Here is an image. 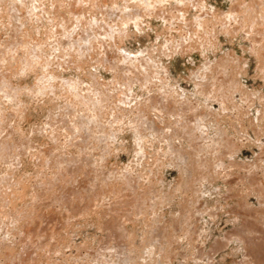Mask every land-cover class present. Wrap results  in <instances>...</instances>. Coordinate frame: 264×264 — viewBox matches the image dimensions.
Wrapping results in <instances>:
<instances>
[{
  "label": "rangeland",
  "instance_id": "1",
  "mask_svg": "<svg viewBox=\"0 0 264 264\" xmlns=\"http://www.w3.org/2000/svg\"><path fill=\"white\" fill-rule=\"evenodd\" d=\"M57 1L0 4V264H257L258 16L240 0H158L137 20L138 0ZM221 75L238 83L226 105Z\"/></svg>",
  "mask_w": 264,
  "mask_h": 264
},
{
  "label": "bare ground",
  "instance_id": "2",
  "mask_svg": "<svg viewBox=\"0 0 264 264\" xmlns=\"http://www.w3.org/2000/svg\"><path fill=\"white\" fill-rule=\"evenodd\" d=\"M2 1H4V0H2ZM2 1H0V4H2L3 2ZM50 1V0H49ZM57 1V0H56ZM63 1V0H62ZM61 1V2H62ZM160 1H165V0H159V2ZM178 1V0H177ZM2 2V3H1ZM9 3H8V5L10 6V3H11V8H10V10L9 11H13L15 8H16V2L14 3H12L11 1H8ZM46 2V1H45ZM58 2V1H57ZM60 2V1H59ZM64 2V1H63ZM77 2V1H76ZM136 2V1H135ZM156 2H158V0H138V2H136V4L134 5L133 4V7L132 8H134L133 10H132V8L130 9V11H132V13L131 14H129V18L130 19H136V18H138L139 19V17L140 16H143L145 13H144V11H142L143 9H145V8H149L150 10L152 9V8H155V6L153 5V4H155ZM197 2H198V4L200 5V4H202L203 2H205V1H203V0H197ZM6 4H7V1L5 2ZM81 4H82V1L80 2ZM153 3V4H152ZM261 3H262V0H240L239 1V9H245L246 10V12H248L247 13V15H249V16H251V18H253L252 19V26L256 23L255 21H254V19L256 18V16H258L257 18L258 19H260L261 20V22H262V26L260 27L261 29H262V27H263V29H264V12H262L261 10H262V6H261ZM4 4V3H3ZM59 4V3H58ZM75 4V3H74ZM5 5V4H4ZM60 5V4H59ZM65 5V4H64ZM77 5V4H76ZM9 6L8 7H6V9H8L9 8ZM154 6V7H153ZM5 7V6H4ZM63 7V6H62ZM203 7V6H202ZM242 7V8H241ZM244 7V8H243ZM125 8V7H124ZM128 8V7H127ZM30 9V8H29ZM66 9H68V8H66ZM75 9V8H74ZM64 10V9H63ZM70 10V9H69ZM147 10V9H146ZM16 11H17V9H16ZM134 11V12H133ZM7 12V11H6ZM78 12V11H77ZM125 12H126V10H125ZM124 12V13H125ZM144 14H143V13ZM152 12V11H151ZM13 13V12H12ZM73 13V12H72ZM123 13V14H124ZM127 13V12H126ZM130 13V12H129ZM143 14V15H142ZM33 15V14H32ZM71 15V14H70ZM80 15V14H79ZM147 15V14H146ZM18 16V15H17ZM41 16V15H40ZM123 16V15H122ZM125 16V15H124ZM148 16V15H147ZM70 17V16H69ZM68 17V18H69ZM141 18V17H140ZM58 19V18H57ZM62 20H63V18H61ZM69 19H71V18H69ZM228 19H238V20H235V21H240V15H239V13H238V11L237 10H232L231 12H230V14H229V17H228ZM94 20V19H93ZM137 20V19H136ZM17 21V20H16ZM58 21V20H57ZM122 22V21H121ZM76 23H78V22H76ZM125 23V22H124ZM199 23H200V26H202L204 23L203 22H201L200 20H199ZM123 24V23H122ZM257 24V23H256ZM86 25V24H85ZM258 25H261L260 23L258 24ZM58 26V25H57ZM96 26V25H95ZM102 26H103V24H102ZM97 27V26H96ZM116 27V26H115ZM120 27V26H119ZM253 28L255 29V27L253 26ZM58 29V28H57ZM112 29H113V27H112ZM122 29V28H121ZM254 29H252V31H251V33H253L254 32ZM91 30V29H90ZM115 30V29H114ZM232 30L234 31V32H237L238 31V29L237 28H229L228 26H226L225 28H224V32L225 33H228V34H230V35H233V33H232ZM78 31V30H77ZM83 32V31H82ZM123 32V31H122ZM260 32V34L262 33V35L264 34V30H260L259 31ZM116 34V33H115ZM77 37V36H76ZM264 37V36H263ZM73 38H74V36H73ZM96 39V38H95ZM86 40H89V39H86ZM255 40V39H254ZM259 40H262V39H259ZM114 41H115V38H114ZM16 42V41H15ZM200 42V41H199ZM256 42V41H255ZM254 42V43H255ZM264 42V41H263ZM13 43V42H12ZM11 43V44H12ZM19 43V42H18ZM62 43V42H61ZM96 43V42H95ZM99 43V42H98ZM7 44V43H6ZM64 44V43H63ZM196 44H198V45H200V43H195V45ZM257 44V43H256ZM260 44V43H259ZM258 44V45H259ZM3 45V44H2ZM93 45V44H92ZM113 45V44H112ZM112 45H111V47H112ZM116 45V44H115ZM94 46V45H93ZM192 47H193V45H191ZM263 46V45H262ZM4 47V46H3ZM3 47H1V48H3ZM8 47V46H7ZM258 47V46H257ZM10 49H12L11 47H9ZM8 48V49H9ZM117 48H119V47H117ZM183 48V47H182ZM260 48V47H259ZM262 48V47H261ZM13 49H16V48H13ZM24 49V48H23ZM38 49V48H37ZM40 49V48H39ZM112 49V48H111ZM120 49V48H119ZM263 49V48H262ZM3 50H6V48H4ZM1 51V50H0ZM11 52V51H10ZM33 52V51H32ZM35 52V51H34ZM76 52V51H75ZM261 52V51H260ZM5 54H7V53H5ZM33 54V53H32ZM32 54H30V55H32ZM264 54V53H263ZM28 55V54H27ZM261 55V54H260ZM7 58V57H6ZM5 58V59H6ZM29 60V59H28ZM27 60V61H28ZM261 61V60H260ZM262 62V61H261ZM224 63V62H223ZM132 64V63H131ZM139 64V63H138ZM135 65V64H134ZM142 65V64H141ZM79 66V65H78ZM81 66V65H80ZM139 66V65H138ZM144 66V65H143ZM146 66V65H145ZM136 67V66H135ZM142 67V66H141ZM138 68V67H137ZM140 68V67H139ZM143 68V67H142ZM141 68V69H142ZM225 68V67H224ZM136 71V70H135ZM215 71V70H214ZM140 72V71H139ZM168 72V71H167ZM205 72V71H204ZM217 72V71H216ZM142 73V72H141ZM221 73V72H220ZM140 74V73H139ZM205 74V73H204ZM218 74V73H217ZM212 75V74H211ZM226 75V74H225ZM206 76V75H205ZM207 76H208V74H207ZM132 77H135V76H132ZM139 77V76H138ZM138 77L137 78H135L136 80H138ZM217 77V76H216ZM221 77H223L222 75H221ZM221 77H218L217 79L215 78V80H214V82H213V84L215 83H217V84H220V86H221V84H223L224 86H226V84H227V86H228V83L230 84V86L228 87V88H226V94H222V92H221V90H220V93L223 95H219L218 93H216V95H219L220 96V101H222L223 103H221V105L223 104V105H226V103L228 102V101H230V100H232V94L231 93H234V91H237V90H239V89H237V90H235L234 88L235 87H238L237 86V84H236V82H235V84H234V87L231 85V83H232V79H231V83L228 81H225V77H223V78H221ZM210 78V77H209ZM231 78V77H230ZM229 78V79H230ZM237 78V77H236ZM238 79V78H237ZM144 80V79H143ZM228 80V79H227ZM234 80V79H233ZM139 81H140V79H139ZM145 81V80H144ZM234 81H236V79L234 80ZM233 81V82H234ZM133 82H135V80H133ZM141 82V81H140ZM143 83V82H142ZM240 84V83H239ZM203 86V85H202ZM240 86H241V84H240ZM233 87V88H232ZM201 88V87H200ZM203 88H206V87H203ZM234 89V90H233ZM3 90V89H2ZM206 90V89H205ZM223 90V89H222ZM241 90H242V88H241ZM207 91V90H206ZM172 92V91H171ZM216 92V91H215ZM214 92V93H215ZM218 92H219V90H218ZM247 92V91H246ZM165 93V92H164ZM167 93V92H166ZM172 93H174V92H172ZM96 94V93H95ZM171 94V93H170ZM177 94V93H176ZM205 95H206V92L204 93ZM208 94V93H207ZM211 94V93H210ZM215 95V94H214ZM215 95V97H217V99H218V96H216ZM91 96V95H90ZM89 96V97H90ZM93 96V95H92ZM98 96V95H97ZM166 96V95H165ZM179 98H180V96L179 95H177ZM94 97V96H93ZM101 97H102V95H101ZM154 97V96H153ZM262 97V99H263V96H261ZM98 98V97H97ZM170 98V97H169ZM209 98V97H208ZM213 98H214V96H213ZM87 99V98H86ZM95 99V98H94ZM157 99V98H156ZM176 99V98H175ZM212 99V98H211ZM97 100V99H96ZM150 100V99H149ZM213 100H216V99H213ZM184 101V100H183ZM93 102V101H92ZM171 102V101H170ZM178 102V101H177ZM176 102V103H177ZM179 102H181V101H179ZM99 103V102H98ZM172 103V102H171ZM182 103V102H181ZM180 103V104H181ZM184 103V102H183ZM94 104V103H93ZM178 104V103H177ZM187 104V103H186ZM99 105V104H98ZM151 105V104H150ZM154 105V104H153ZM184 105V104H183ZM96 107V106H95ZM223 107V106H222ZM141 108V107H140ZM176 108V107H175ZM184 108V107H183ZM142 109V108H141ZM141 109H140V112H141ZM144 109V108H143ZM143 109H142V111H143ZM147 109V108H146ZM206 109V108H205ZM196 110V109H195ZM145 111V110H144ZM205 111V110H204ZM199 112V111H198ZM263 112V111H262ZM141 113H143V112H141ZM145 113V112H144ZM147 113V112H146ZM211 114V113H210ZM219 114V113H218ZM177 115V114H176ZM180 115V114H179ZM182 115V114H181ZM205 115V114H204ZM212 116H213V113H212ZM12 117V116H11ZM180 117V116H179ZM178 117V118H179ZM12 119V118H11ZM180 120V119H179ZM195 121V119H191L190 121L191 122H194ZM200 120H201V118H200ZM176 121V120H175ZM187 122H189L188 120H187ZM197 122H198V120H197ZM209 122H211V121H209ZM200 123V122H199ZM195 125H196V123H194ZM205 126H206V124H204ZM179 126H180V124H179ZM178 126V127H179ZM189 126V125H188ZM184 127V126H183ZM201 127V126H200ZM224 127V126H223ZM181 128V127H180ZM185 128V127H184ZM188 128V127H187ZM182 129V128H181ZM195 129V128H194ZM200 129V128H199ZM223 129V128H222ZM221 129V130H222ZM178 130H180V129H178ZM228 130V128L225 130V131H227ZM181 131V130H180ZM102 132V131H101ZM176 132V131H175ZM179 132V131H178ZM182 132V131H181ZM177 133V132H176ZM188 133H190V132H188ZM178 134V133H177ZM4 135V134H3ZM179 136V135H178ZM227 137V136H226ZM4 138V137H3ZM105 138V137H104ZM229 138V137H228ZM1 139H2V137H1ZM7 139V138H6ZM11 139V138H10ZM199 139V138H198ZM226 139V138H225ZM5 140V139H4ZM3 140V141H4ZM7 140H9V139H7ZM228 141V140H227ZM4 142H7V141H4ZM4 142H0V143H4ZM11 142V141H10ZM9 142V143H10ZM231 142V141H230ZM12 143V142H11ZM11 143L9 144V145H11ZM20 143V142H19ZM26 143V142H25ZM204 142H202V144H203ZM210 143V142H209ZM221 143V142H220ZM227 143V142H226ZM5 144V143H4ZM223 144H224V142H223ZM228 144V143H227ZM8 145V144H7ZM8 145V146H9ZM205 145V144H204ZM14 146H15V144H14ZM83 146H84V142H83ZM89 146V145H88ZM87 146V147H88ZM104 146V145H103ZM106 146V145H105ZM206 146V145H205ZM205 146H204V148H205ZM213 146V145H212ZM234 146V145H233ZM232 146V147H233ZM4 147H6V145L5 146H3L2 148H1V150L4 148ZM85 147H86V145H85ZM108 147V146H107ZM209 147H211V146H209ZM231 147V146H230ZM8 148V147H7ZM19 148V147H18ZM89 148V147H88ZM101 148H103V147H101ZM208 148V147H207ZM236 148H237V146H236ZM85 149V148H84ZM106 149V148H105ZM109 151H110V149L109 148H107ZM196 149V148H195ZM206 149V148H205ZM1 150H0V152H1ZM107 150V151H108ZM239 150V149H238ZM106 151V152H107ZM3 152V151H2ZM230 152V151H229ZM7 153V152H6ZM17 153V152H16ZM3 154H5V153H3ZM103 154V153H102ZM1 156H2V154H0ZM6 155V154H5ZM19 154H17V156H18ZM182 156V155H181ZM199 156H200V154H199ZM208 156V155H207ZM3 157V156H2ZM2 157H0V159H3ZM12 157H14V156H12ZM198 157V156H197ZM196 157V158H197ZM202 157V156H201ZM53 158V157H52ZM196 158L194 159V160H196ZM73 159V158H72ZM202 160V159H201ZM207 160V159H206ZM206 160H203L204 162L206 161ZM209 160V159H208ZM5 161H7V159L5 160ZM14 161H15V159H14ZM67 161V160H66ZM197 161H198V159H197ZM196 161V162H197ZM203 161H198V162H203ZM8 162V161H7ZM84 162V161H83ZM204 162L202 163V164H204ZM217 163V162H216ZM13 164V163H12ZM1 165V164H0ZM10 165V164H9ZM196 165V164H195ZM199 165V164H198ZM200 165H201V163H200ZM206 165V164H205ZM62 167V166H61ZM185 167V166H184ZM206 168V167H205ZM16 169V168H15ZM80 169V168H79ZM189 169V168H188ZM196 169V168H195ZM93 170V169H92ZM77 171V170H76ZM195 170H193V172H194ZM65 172V171H64ZM196 172V171H195ZM76 173V172H75ZM81 173V172H80ZM187 173V172H186ZM195 174V173H194ZM73 175V174H72ZM71 175V176H72ZM80 174H78V176H79ZM200 175V174H199ZM196 176V175H195ZM70 177V176H69ZM197 178V177H196ZM199 179V178H198ZM89 180V179H88ZM259 180V179H258ZM201 181V180H200ZM82 182V181H81ZM80 182V183H81ZM85 182V181H84ZM87 182V181H86ZM73 183V182H72ZM76 183H78V182H76ZM75 183V184H76ZM83 183V182H82ZM88 184V183H87ZM86 184V185H87ZM91 184V183H90ZM89 184V185H90ZM127 184H129V182L127 183ZM70 187H71V182H70ZM93 185V184H92ZM92 185H90V187H92ZM131 185V184H130ZM263 185V184H262ZM65 186H67V184L65 185ZM134 186V185H133ZM257 186V185H256ZM73 188V187H72ZM87 188V187H86ZM93 189H94V187H92ZM91 188V189H92ZM68 189V188H67ZM81 189V188H80ZM88 189V188H87ZM91 189L89 190V191H91ZM25 190V189H24ZM24 190H23V192H24ZM66 190V189H65ZM72 190V189H71ZM74 190V189H73ZM56 191V190H55ZM66 191H69V190H66ZM85 191V190H84ZM94 191V190H93ZM15 192V191H14ZM23 192H22V194H23ZM65 192V191H64ZM82 192V191H81ZM87 192V191H86ZM9 193V192H8ZM83 193V192H82ZM94 193V192H93ZM77 194V193H76ZM91 194H92V192H91ZM8 195V194H7ZM14 195V194H13ZM57 195V194H56ZM55 195V196H56ZM65 195L66 194H64V195H61V196H64V198L66 199V198H68L69 196H67V197H65ZM59 196V195H58ZM60 196V197H61ZM71 197V196H70ZM3 198V197H2ZM6 197L4 196V199H5ZM64 198H63V200H64ZM7 199H8V197H7ZM68 199H70V198H68ZM77 200V199H76ZM4 201V200H3ZM61 201V200H60ZM68 201V200H67ZM71 201V200H70ZM79 201V200H78ZM1 203V202H0ZM7 203V202H6ZM63 203V202H62ZM66 203V202H65ZM68 203H70V202H68ZM87 205V204H86ZM1 206V205H0ZM4 206V205H3ZM70 206V205H69ZM243 205H241V207H242ZM85 207V206H84ZM83 207V208H84ZM68 208H70V207H68ZM93 208V207H92ZM39 209V208H38ZM241 209V208H240ZM3 210V209H2ZM246 210V209H245ZM79 211V210H78ZM5 212V211H4ZM75 212V211H74ZM247 212V211H246ZM1 213V212H0ZM2 214H4V213H2ZM251 214H253V213H251ZM17 215V214H16ZM20 215V214H19ZM18 215V216H19ZM30 216V215H29ZM16 217V216H15ZM116 219V218H115ZM120 219V218H119ZM19 220V219H18ZM258 220V219H257ZM15 221V220H14ZM16 221H17V219H16ZM113 222V221H112ZM246 222V221H245ZM247 223L248 224H251V223H249L248 221H247ZM257 223V222H256ZM255 223V224H256ZM262 223V222H261ZM247 224V225H248ZM254 224V223H253ZM258 224V223H257ZM262 224H264V223H262ZM261 225V224H260ZM259 225V226H260ZM19 226V225H18ZM18 226H15V227H17L18 228ZM107 226V225H106ZM122 226V225H121ZM244 226H245V224H244ZM243 226V227H244ZM248 227H250V225L248 226ZM252 227V226H251ZM256 227V226H255ZM254 227V228H255ZM262 227V226H261ZM109 228V227H108ZM241 228V227H240ZM239 228V230L236 232L235 231V239H236V237L237 238H243L244 236H243V234L246 232V235H247V230H248V228H244L245 230V232L243 231V228H241L242 229V231H241V229ZM126 229V228H125ZM249 229H251V228H249ZM11 230V229H10ZM112 230V229H111ZM110 230V231H111ZM253 230V229H252ZM256 230V229H255ZM258 230H260V229H258ZM18 231V230H17ZM263 231V230H262ZM15 232V231H14ZM23 232V231H22ZM112 232V231H111ZM115 232V231H114ZM129 232V231H128ZM165 232V231H164ZM244 232V233H243ZM258 232V231H257ZM259 232H261V230L259 231ZM116 233V232H115ZM232 233V232H231ZM251 233H255L254 231H251ZM263 233V232H262ZM262 233H258V235L259 234H262ZM257 234V233H256ZM125 235V234H124ZM263 235V234H262ZM243 236V237H242ZM261 236V235H260ZM264 236V235H263ZM117 238H118V236H116ZM245 237H247V236H245ZM238 239L239 241H242L243 239ZM261 238V237H260ZM31 239H33L32 237H31ZM31 239L29 238V240L31 241ZM116 239V238H115ZM246 239H252V241H255L256 240V238H255V240H253V238H246ZM246 239H244L245 241L244 242H248V241H246ZM263 239H264V237L261 239V241L260 240H256V242L257 241H260V242H262L263 241ZM120 240V239H119ZM33 241V240H32ZM122 241V240H121ZM124 241V240H123ZM256 242H254V243H256ZM27 243V242H26ZM249 243V242H248ZM248 243H246V245L248 244ZM32 244V243H31ZM31 244H29V245H31ZM113 244V243H112ZM252 244H253V242H252ZM258 244L260 245V246H262V247H260V248H258L259 246H258ZM262 244V245H261ZM256 243V248H255V244H254V248H255V250H254V248H252L250 245H251V243H249L247 246L248 247H251L250 249H251V253L254 255L253 256V258L251 257V259L253 260L254 259V257H255V261L256 262H258L257 264H260L261 263V261H262V259H260V257L262 258L264 255L262 254V255H260V253H261V251L262 250H264V243ZM119 245V244H118ZM120 245H121V243H120ZM125 245V244H124ZM245 244H244V246H246ZM117 246V245H116ZM246 246V247H247ZM258 246V247H257ZM109 247H111V246H109ZM115 247V246H114ZM118 247V246H117ZM126 247V246H125ZM247 247V248H248ZM262 248V249H261ZM104 250V249H103ZM246 250H248V249H246ZM252 250H254V251H252ZM261 250V251H260ZM102 251V250H101ZM100 251V252H101ZM116 252H117V250H116ZM123 252H125V251H123ZM255 252H256V254H255ZM102 253V252H101ZM113 253V252H112ZM118 253V252H117ZM248 253H250V252H248ZM125 254V253H124ZM118 255V254H117ZM250 255V254H249ZM99 256V255H98ZM103 256V255H102ZM101 256V257H102ZM105 257V256H104ZM133 257V256H132ZM127 258V257H126ZM130 258V257H129ZM249 260V259H248ZM248 263V262H247ZM255 263V262H254ZM253 263V264H254ZM256 264V263H255ZM262 264V263H261Z\"/></svg>",
  "mask_w": 264,
  "mask_h": 264
}]
</instances>
